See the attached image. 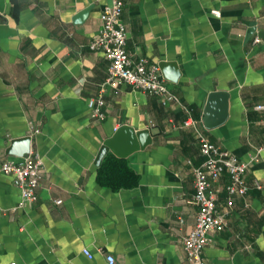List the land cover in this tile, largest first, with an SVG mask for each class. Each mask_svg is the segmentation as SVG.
I'll use <instances>...</instances> for the list:
<instances>
[{"label":"crops","instance_id":"1","mask_svg":"<svg viewBox=\"0 0 264 264\" xmlns=\"http://www.w3.org/2000/svg\"><path fill=\"white\" fill-rule=\"evenodd\" d=\"M113 1L0 0V165L18 160L7 148L26 136L44 162L38 200L18 209L20 190L0 170V264H109L107 255L115 264H190L183 240L196 224L193 170L204 157L189 119L212 143L255 158L249 191L231 206L228 175L213 185L228 226L211 234L204 258L264 264V110L256 109L264 105V0H123L127 51L151 64L177 62L181 77L167 82L182 105L122 85L106 89V118L97 121L90 104L111 62L90 43ZM213 92L228 94L222 123L219 107L207 119ZM123 125L150 130L153 142L125 159L109 153L137 177L134 187L114 190L99 182L96 159Z\"/></svg>","mask_w":264,"mask_h":264},{"label":"built area","instance_id":"2","mask_svg":"<svg viewBox=\"0 0 264 264\" xmlns=\"http://www.w3.org/2000/svg\"><path fill=\"white\" fill-rule=\"evenodd\" d=\"M124 11L123 0H114L112 4L104 7L101 14L102 27L94 36L90 43L92 51H101L111 62L109 78L103 84L101 93L91 101V117L97 121L106 118L104 111V93L107 88L119 90L122 85L130 86L135 91H142L160 98L163 105L181 104L178 96L170 89L167 80L163 77L160 65L151 64L148 59L140 58L134 60L127 51L128 31L122 21ZM212 13L221 17L218 10ZM261 43L259 37L253 40L254 45ZM257 110H264V105L256 106ZM186 125H190L196 132V138L200 144L201 154L204 162L201 166L194 168L195 178V199L199 204L195 227L183 240L184 250L190 264H209L203 256L205 248L208 246L212 233H220L228 226V211L218 210L217 197L213 190V185L218 182L224 174L229 177L226 190L229 194V206L233 204L235 196H245L249 191L245 175L251 163L255 160H242L222 148L220 145L212 143L204 132L200 129L196 120L189 119ZM34 132L39 133V130ZM264 151V145L260 148ZM0 170L4 174L11 176L15 186L20 190L21 202L18 208H23L28 204L38 200V189L44 177V162L38 154H30L27 158L18 160H3ZM257 188L261 184L256 183ZM62 200H56V204H61ZM90 259L93 255L84 250ZM109 264H115L113 256H106ZM9 264H17L11 262Z\"/></svg>","mask_w":264,"mask_h":264},{"label":"water","instance_id":"3","mask_svg":"<svg viewBox=\"0 0 264 264\" xmlns=\"http://www.w3.org/2000/svg\"><path fill=\"white\" fill-rule=\"evenodd\" d=\"M94 6L81 10L74 17V22L77 25L85 23L88 19L91 10ZM254 29H251L248 34V39L251 37ZM160 68L163 77L172 83H177L181 77V71L178 63L173 61L161 62ZM228 94L224 92H213L208 97L206 115L207 119L212 117L215 108L220 109V122L222 123L227 116V102ZM219 122V123H220ZM210 127V126H209ZM153 142L150 130H136L132 126L123 125L116 130L112 137L105 140L101 146L97 159L96 165L101 167L105 157L112 153L115 156L125 159L132 154L145 150ZM32 139L29 136L23 138H17L12 140L10 146L7 148V154L18 159L27 158L31 153Z\"/></svg>","mask_w":264,"mask_h":264},{"label":"trees","instance_id":"4","mask_svg":"<svg viewBox=\"0 0 264 264\" xmlns=\"http://www.w3.org/2000/svg\"><path fill=\"white\" fill-rule=\"evenodd\" d=\"M99 182L114 190L134 187L137 184V177L124 160L108 154L98 173Z\"/></svg>","mask_w":264,"mask_h":264}]
</instances>
